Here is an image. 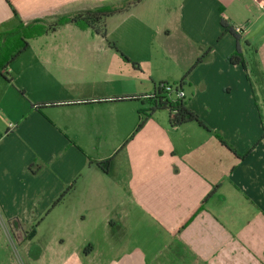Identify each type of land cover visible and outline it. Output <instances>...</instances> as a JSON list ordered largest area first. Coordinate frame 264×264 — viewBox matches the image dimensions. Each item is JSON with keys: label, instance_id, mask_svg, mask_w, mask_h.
<instances>
[{"label": "crops", "instance_id": "crops-1", "mask_svg": "<svg viewBox=\"0 0 264 264\" xmlns=\"http://www.w3.org/2000/svg\"><path fill=\"white\" fill-rule=\"evenodd\" d=\"M88 1L0 0V35L21 23H51L90 10L60 14ZM263 5L141 0L116 15L125 16L116 27L123 39L146 34L144 48L170 63L174 74L161 82L181 81L189 72L183 92L210 132L196 123L173 128L167 111L153 113L137 131L142 102L115 101L121 97L99 88L70 97H0V226L23 240L21 232L32 230L26 235L32 238L48 225L55 244L65 246L59 264H264V139L258 142L264 111L256 108L247 72L228 61L237 41L221 25L223 19L242 29L246 59L257 62L264 35L253 38L264 32L254 35L264 22ZM130 51L138 55L139 48ZM41 53L38 65L48 81L83 78H66L70 47L48 46ZM143 58L137 61L149 62ZM8 71L11 82L0 74V95L14 85L10 65ZM155 84L148 93L124 97L147 96ZM10 101L19 108H2ZM49 103L58 106H43ZM108 160L107 171L99 164Z\"/></svg>", "mask_w": 264, "mask_h": 264}, {"label": "rangeland", "instance_id": "rangeland-1", "mask_svg": "<svg viewBox=\"0 0 264 264\" xmlns=\"http://www.w3.org/2000/svg\"><path fill=\"white\" fill-rule=\"evenodd\" d=\"M125 4V0H90L68 6L65 10L60 11V14L64 11H67L66 14L74 13L82 7L92 10L103 7H122ZM124 17L114 16L107 19L105 33L92 28L81 31L74 24L69 23L59 28L54 35L30 40V49L19 59L12 61L10 59L13 53L7 55V59L10 57V70L15 82L14 85L8 86L9 90L7 87L2 88L0 97H70L89 94L97 88L103 89L106 94L114 92L120 97L150 92L153 81L158 84L161 82V79L158 78H168L170 74H174V71L170 67V63L161 59L163 55L157 56L156 50L144 48L148 40L146 34H136V36L129 34L123 39V33L118 29L120 28L119 23ZM21 21L18 19L12 24L9 23L6 30L14 25H19ZM114 28L115 32L113 33ZM263 35L264 32L253 39L260 40ZM159 43L166 45L170 41L162 40ZM45 45L70 47L73 57L66 78L75 77L78 73L82 74L83 78H76L69 83H59V85L52 82L53 78L48 81L43 75L44 70L38 65L41 64L40 58L44 56L41 53L42 49L48 47ZM258 46L260 50L257 63L264 72V43L261 45L258 43ZM138 48V55L136 52L130 51L131 49L137 51ZM144 53L147 55L144 56ZM123 56L137 63V66L126 62ZM143 56L144 58L148 56V63L137 61ZM156 56L159 57L160 62L155 63L153 59ZM179 81L180 79L178 81L168 79L163 82L174 86L175 82ZM17 86L22 89L17 90ZM262 101L264 99L260 95L258 104L256 101L254 102L260 115L264 111ZM12 103V101L7 104L3 103L2 108L6 110H10L12 106H15L14 109L19 108L17 104L10 106ZM138 109L140 110V106ZM262 127L263 135L258 142L264 139V124ZM255 148L256 146L254 150ZM41 228L38 234L32 238H26V235H29L32 230L21 232L24 238L19 240L16 231L7 226H0V264H59L60 258L66 255H61L63 251L65 253V246L59 247L55 244L52 235L54 231L48 225H43Z\"/></svg>", "mask_w": 264, "mask_h": 264}, {"label": "trees", "instance_id": "trees-1", "mask_svg": "<svg viewBox=\"0 0 264 264\" xmlns=\"http://www.w3.org/2000/svg\"><path fill=\"white\" fill-rule=\"evenodd\" d=\"M140 1L141 0L127 2L122 7H103L95 10L81 11L72 15L62 16L51 23H47L41 20H37L29 24L21 23L17 28L11 30L10 32L0 35L1 76L7 82H11V76L8 71L10 60H16V58H18L29 47L30 40L41 37L48 33H54L59 28L69 23L74 24L81 30L92 28L97 29L98 32L100 31L105 33L107 19L127 12L132 6L136 5ZM14 14L17 18H19V15L15 10ZM221 25L224 28V33L231 34L237 41L236 50L234 54L228 59V61L234 65H241L247 72L248 80L253 90L254 100L257 103L259 98L258 94L261 95L264 99V72L260 69L256 61H248L246 59V55L244 54L242 46L240 44V41L242 40V31H237L223 19L221 20ZM245 44L247 45L248 42L246 41ZM11 53H13L11 59L10 57L7 59V55H10ZM206 55L207 53L199 58L196 64L202 62L205 59ZM123 58L126 62L132 63L134 66H137V63L132 62L129 58L124 56ZM188 74L189 72L186 73L181 81L175 83L174 86H171L166 82L155 84L154 91L147 96H143L141 98L121 97L114 100L128 101L137 99L142 102L144 110L140 112V123L138 125L137 131L142 128L147 118H149L153 113L158 111H167L170 116V126L173 128L188 123H196L206 131L210 132L211 129L204 123L200 116L191 110L189 106V100L186 97H179L177 95L180 91H183L185 80ZM43 106H58V104L49 103L44 104ZM216 137L220 141V143H222V145L231 150L234 154L238 155L237 151L233 149L219 134H216ZM250 152L251 150L240 157L242 159H245L250 154ZM111 162L112 160H108L105 163H101L99 165H102L104 169L108 171ZM211 195L212 194H210V196ZM201 209L202 208L200 207L195 214H197V212H199ZM195 214L185 222V224L180 228L179 231H181L188 223L192 221V219L196 216Z\"/></svg>", "mask_w": 264, "mask_h": 264}, {"label": "built area", "instance_id": "built-area-1", "mask_svg": "<svg viewBox=\"0 0 264 264\" xmlns=\"http://www.w3.org/2000/svg\"><path fill=\"white\" fill-rule=\"evenodd\" d=\"M262 8H264V5L262 6ZM237 31H242V29H236ZM179 97H185V94L183 91H180L178 94H177Z\"/></svg>", "mask_w": 264, "mask_h": 264}, {"label": "water", "instance_id": "water-1", "mask_svg": "<svg viewBox=\"0 0 264 264\" xmlns=\"http://www.w3.org/2000/svg\"><path fill=\"white\" fill-rule=\"evenodd\" d=\"M264 27V22L258 27V29L254 32V35L257 34L258 32H260L262 30V28Z\"/></svg>", "mask_w": 264, "mask_h": 264}]
</instances>
